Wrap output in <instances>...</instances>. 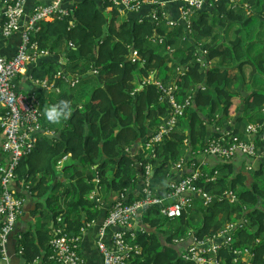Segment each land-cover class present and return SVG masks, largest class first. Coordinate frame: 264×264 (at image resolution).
Masks as SVG:
<instances>
[{"label": "trees", "instance_id": "trees-1", "mask_svg": "<svg viewBox=\"0 0 264 264\" xmlns=\"http://www.w3.org/2000/svg\"><path fill=\"white\" fill-rule=\"evenodd\" d=\"M66 3V16L38 23L31 35L48 56L26 73L58 91L47 98L39 91L38 109L42 128L59 138L39 135L34 151L14 172L16 195L37 201L30 215L40 220L36 226L24 221L26 229L11 238L24 264L36 258L47 262L56 227L71 238L100 216L107 217V206L90 199L94 190L110 205L121 192H126V204L140 199L146 179L151 188L166 190L168 182L178 179L174 168L182 159L191 163L223 133L245 139L246 127L263 121L264 0H239L233 7L221 0L211 4L212 10L194 14L189 29L168 26L161 10L156 22L149 17L139 22L133 16L122 22L118 10L101 0H76L70 7ZM235 25L239 28L234 41L223 43L224 34ZM59 56L65 66L58 64ZM208 62L212 65L203 67ZM61 70L65 78L57 76ZM150 77L153 81L147 83ZM153 82L165 89L175 85L176 102L188 100L189 105L151 152L144 142L173 115ZM61 100L70 102L71 115L50 122L46 110ZM260 131L264 134V126ZM66 156L68 166L60 172L56 164ZM209 158L219 163L211 166ZM206 161L207 179L215 178L208 182L202 177L197 186L212 198L211 204L193 197L192 208L174 220L163 217L157 206L144 209L140 227L125 234L139 249L129 264H193L179 257L173 240L187 239L190 232L205 238L238 222L242 226L234 234L232 249L246 248L252 253L250 264H264V182L249 174H263L264 162L249 169L248 162L245 170L235 172L231 160L209 156ZM229 192L235 201L230 202ZM24 213L23 206L17 221ZM222 255L224 264H233L229 248Z\"/></svg>", "mask_w": 264, "mask_h": 264}, {"label": "built area", "instance_id": "built-area-1", "mask_svg": "<svg viewBox=\"0 0 264 264\" xmlns=\"http://www.w3.org/2000/svg\"><path fill=\"white\" fill-rule=\"evenodd\" d=\"M65 1L69 0H51L48 4H37L27 10L26 0H0V37L7 39L15 33L20 34V44L16 54L11 58L0 57V155L3 161V165L0 166V261L2 262H8L7 246L9 239L14 232L18 217L23 213L25 203V199L18 197L16 190L12 187L15 178L14 172L22 158L34 151L39 135L44 134L40 124L39 102L33 93L28 96L16 92L14 83L18 77L27 75L26 72L29 67L37 66L41 58L48 56L46 51L41 50L38 44L32 41L31 35L33 31H36L38 23L52 21L54 15L66 16L67 11L62 7ZM103 1L125 13L137 12L144 4L151 7L156 6L151 10L149 20L156 22L157 10H161V15L167 20L168 26L173 28L178 24L168 19L163 10L164 7H162L164 3L160 0ZM171 1L179 4L183 26L189 29L192 16L195 13L201 12L207 5L221 0ZM237 1L229 0V3L232 6H238ZM142 21L139 19V22ZM205 53L204 51L203 55ZM208 65L209 63L207 65L204 63L203 67L206 68ZM57 76L66 77L63 72H58ZM28 80L34 88L49 90L52 87V84L47 81H39L31 76L28 77ZM152 81L153 79L150 77L147 83H152ZM68 82L71 86L76 84L72 78H69ZM153 84L163 93L161 99L167 100L173 110V115L166 126L159 127V130L152 133L144 142L145 148L151 152L152 148L169 134L175 126L177 118L183 115L189 105L188 100L181 104L176 102L177 88L175 85L165 89L160 83L153 82ZM262 114V123L250 124L246 127V139L231 137L228 133H223L211 141L200 153V156L191 163L187 164L182 159L175 167L182 171L187 166L189 173L169 182L164 195H153L148 188V183L143 190V197L130 204H126L124 202L125 195L120 194L110 207L109 213L97 234L96 246L102 257V264H129L133 254L138 253L137 247L131 244L125 234L127 230L132 229L134 221L141 219V213L144 209L157 206L164 217L173 220L179 218L183 212L191 207L194 195L201 197L205 206L211 204L212 198L197 186L200 178L204 177L207 180L203 168L207 165L206 160L209 156H216L224 161H230L237 156L264 160V134H260V130L264 126V108ZM66 158L63 157L57 162L58 169L66 161ZM182 166L183 168L180 169ZM214 178V176L208 178L207 181H213ZM96 194L97 192H93L90 199L99 203ZM228 197L230 202L235 201L231 192L228 193ZM167 200H172L173 203L165 206L164 202ZM241 226L242 223L240 222L227 223L217 233L205 238L189 235L188 242L175 240L174 243L180 247L179 257L183 261L193 264H224L225 257L222 254L225 248H229V252L231 251L233 256V264H250L252 253L248 249H232V244L235 242L234 234ZM85 227L81 228L79 235L71 238L64 234L61 228L56 227L49 244L50 255L47 262L43 263L40 258H36L26 264H83L84 261L79 255V241ZM112 227H119L126 231L114 232L111 231ZM107 232H111L110 244L106 243ZM19 254L21 251L17 253V255Z\"/></svg>", "mask_w": 264, "mask_h": 264}, {"label": "crops", "instance_id": "crops-1", "mask_svg": "<svg viewBox=\"0 0 264 264\" xmlns=\"http://www.w3.org/2000/svg\"><path fill=\"white\" fill-rule=\"evenodd\" d=\"M39 1H43V2H50L51 0H26V9L28 10L29 8H31L33 5L36 4H42V3H38ZM76 0H72L69 2L67 1V3L64 5L65 7H70L71 2H74ZM164 4L162 5V7H164V10L167 14L168 19L177 22L178 24H183L181 18H180V13H179V6L178 4H176L175 2H172L171 0H161ZM239 1V0H238ZM237 1V3H238ZM239 4V3H238ZM207 8H211L210 5H207ZM151 6L148 4H144L143 6H141V8L134 13H124V12H120V19L122 20V22L124 20H127L129 17L133 16L135 18H148L149 15L151 14ZM212 10V9H209ZM263 18H264V13H262ZM109 17V15H106ZM238 26H232L231 28H229V31L226 32L224 34V39H223V35H222V42H232L235 39V31L238 29ZM218 41H220V39H218ZM221 42V41H220ZM224 43V42H223ZM20 44V34L19 33H15L13 34L11 37L5 39L3 37H0V57L2 58H11L13 57L19 47ZM65 59L63 58V56H59L58 57V64L60 66H65ZM245 74L248 75V72L246 73V69L244 70ZM61 72H63L61 70ZM28 75L24 76V77H18L15 80V90L18 93H22L24 95H28L30 96L32 93L34 94V96L37 98L38 102L39 101V91H43L44 93V97L47 98L48 96H50V94H52L53 92L58 93V91L53 88L50 87L49 90H43L40 88H34L32 86V84L29 82L28 80ZM237 100L234 99V103H236ZM239 105V104H238ZM237 105V106H238ZM41 113V112H40ZM46 120V119H45ZM233 124V123H230ZM42 125V124H41ZM230 126V125H229ZM47 132H49V134H53L55 135L54 132H50L48 130H46ZM58 135V134H57ZM68 162V158L66 159V161L61 165L60 169L67 165ZM217 163H219V161L214 160L213 158H209L208 159V164L213 166L216 165ZM233 166V169L235 170V172H239L240 170H245V165L248 163L247 158H244L242 156H237L236 158L232 159L230 162ZM243 165V166H242ZM258 167V165H256V162H254L252 164V167ZM63 168L61 170H63ZM183 166L180 168L182 169ZM244 168V169H243ZM259 168H257L258 170ZM60 170V172H61ZM189 173L186 169H182V171L180 173H178V176L181 174H186ZM151 185V183H150ZM13 187V186H12ZM159 187V188H158ZM15 190L16 187L14 185ZM142 188H143V184H142ZM141 188V189H142ZM156 190L158 191L159 195H164L165 194V190L163 189V187L161 186H155ZM138 192V191H136ZM139 194V193H137ZM114 199V197L112 198ZM102 204L104 206H106L107 204H109V202H105L104 199L101 198ZM37 203L36 200L30 199L27 197L26 201H25V205H24V216L23 218H20L17 223H16V229L14 234L12 235L14 238H16V234L22 232L23 230L26 229V224L24 223V221L29 220L32 221V225H38L40 223V220L37 217L31 216L30 213L33 211L35 204ZM105 216H100L99 220L97 222L94 223H90L85 227V231L81 234L80 236V247H79V255H81L84 263L83 264H102V257L98 251V248L96 246V240L98 238L97 234L100 230V227L104 221ZM140 223L137 221L133 224V227L135 225H137V228L140 227L139 225ZM111 232H107L106 234V243L110 244L109 240H110V236ZM13 238V240H14ZM7 256H8V262H2L0 261V264H18L14 259L17 255L16 252V248H12V242H10L9 246H7Z\"/></svg>", "mask_w": 264, "mask_h": 264}, {"label": "clouds", "instance_id": "clouds-1", "mask_svg": "<svg viewBox=\"0 0 264 264\" xmlns=\"http://www.w3.org/2000/svg\"><path fill=\"white\" fill-rule=\"evenodd\" d=\"M70 1H72V0H70ZM102 2H105V1H103V0H101ZM161 1V0H160ZM107 3V2H106ZM109 4V3H108ZM211 4H215V3H211ZM210 4V6L212 7V5ZM230 4V3H229ZM63 5V4H62ZM231 5V4H230ZM232 6V5H231ZM244 6H246V5H244ZM233 7V6H232ZM115 8V7H114ZM207 8V6L205 7V9ZM116 10H118L117 8H115ZM152 9V8H151ZM204 9V10H205ZM163 10H164V8H163ZM165 11V10H164ZM118 12H119V14H120V10H118ZM125 13V12H124ZM128 13V12H127ZM196 14V13H195ZM193 17V16H192ZM209 63V65L208 66H211V62H208ZM208 66L206 67V68H208ZM70 78H72V77H70ZM73 80V79H72ZM73 81H75V80H73ZM45 115H46V118L50 121V122H57V121H59L60 119H67L70 115H71V105H70V102L69 101H65V100H61V101H59L57 104H54V105H51L47 110H46V113H45ZM41 119V118H40ZM41 124V123H40ZM252 124H254V123H252ZM42 127V126H41ZM229 127V126H228ZM227 127V128H228ZM227 128H226V131L227 132H229L231 129H232V127L230 128V130H227ZM43 129V128H42ZM43 132H44V135L45 134H49V132H47L46 130H44L43 129ZM229 134V133H228ZM234 137V136H233ZM238 138V137H237ZM240 139V138H239ZM245 139H246V137H245ZM146 149V148H145ZM147 150V149H146ZM150 151V150H149ZM67 158H68V156H66ZM66 158V159H67ZM245 158V157H244ZM247 160H248V162H249V164L250 165H248L247 167H248V169L250 168V167H252V164L254 163V162H256V163H258L259 161H263L264 162V160H262V159H257V160H253L252 158H247ZM56 168H57V164H56ZM176 171H178L179 173L181 172V171H179V170H177L176 169V167L174 168ZM184 169H186V170H188V168H187V166H185V168ZM57 170H60V169H58L57 168ZM149 171V172H148ZM148 172V173H147ZM150 173V168L149 167H147V171H146V175H148ZM187 174V173H186ZM151 175V174H150ZM181 176V174L178 176V178ZM208 180V179H207ZM171 182V181H170ZM208 182H212V181H208ZM97 183V182H96ZM148 183V188L150 189V191L152 192V194L153 195H156V196H162V195H157L156 193H157V190H156V188H151L150 187V181L149 180H145V182H144V187L142 188V190H141V195H140V199L143 197V190H144V188L146 187V184ZM169 183V182H168ZM93 192H97V194H96V198H98L99 199V203H97L95 200H93L95 203H97V204H99L100 206H103V204H102V201H101V198H100V196H99V192L97 191V190H94ZM165 193H166V190H165ZM120 194H124L125 195V199H124V202L126 203V192H121V193H119L118 195H116V197H114V199H113V204H114V202H115V199L116 198H118V196L120 195ZM193 197H197L196 195H194ZM192 197V198H193ZM137 200H139V199H137ZM168 201V200H167ZM166 202V201H165ZM165 202H164V205H165ZM192 202H193V200H192ZM173 203V202H172ZM171 203V204H172ZM113 204H107L106 206H107V209H108V213H109V210H110V207L113 205ZM171 204H169V205H171ZM192 204V203H191ZM165 206H168V205H165ZM159 208V207H158ZM190 208H192V205H191V207ZM189 208V209H190ZM160 209V208H159ZM189 209H187V210H189ZM186 210V211H187ZM185 211V212H186ZM184 213V212H183ZM183 213H182V215H183ZM160 214H161V212H160ZM162 215V214H161ZM181 215V216H182ZM163 216V215H162ZM180 216V217H181ZM164 217V216H163ZM179 217V218H180ZM166 218V217H165ZM106 219V218H105ZM104 219V220H105ZM168 219V218H167ZM175 219H177V218H175ZM140 220V219H139ZM139 220H138V222H139ZM169 220H171V219H169ZM174 220V219H173ZM137 221H135V223H136ZM125 230V229H124ZM123 230V231H124ZM130 230H134L133 228L132 229H130ZM130 230H127L126 231V233L128 232V231H130ZM136 230V229H135ZM112 231V230H111ZM114 232H116V231H114ZM121 232V231H120ZM13 234V233H12ZM189 235H193V236H195L193 233H188V238L187 239H183V238H181V239H175V240H184V243L185 242H188V240H189V238H190V236ZM11 238H12V235H11V237H10V239H9V243H8V246H9V244H10V242H11ZM175 240H173V242H172V244L173 245H175V246H177L178 247V254H179V250H180V247L178 246V245H176L175 243H174V241ZM132 244V243H131ZM180 244V243H179ZM133 245V244H132ZM133 246H135V247H137L136 245H133ZM138 249V248H137ZM138 252H139V249H138ZM134 255V254H133Z\"/></svg>", "mask_w": 264, "mask_h": 264}, {"label": "water", "instance_id": "water-1", "mask_svg": "<svg viewBox=\"0 0 264 264\" xmlns=\"http://www.w3.org/2000/svg\"><path fill=\"white\" fill-rule=\"evenodd\" d=\"M156 37V35L154 34V38ZM231 127H233V124H230V126L227 128V130H230V128ZM45 136L48 138V139H58L59 138V136L57 135V134H55V135H53V134H45ZM256 165H258V163H256ZM186 196H188V195H186ZM172 203V200H168V201H166L165 202V205H169V204H171ZM134 230L135 229H137V225H135L134 226V228H133ZM111 230L112 231H116V232H120V231H123L124 229H122V228H119V227H112L111 228ZM124 231H126V230H124ZM12 248H14V247H12ZM18 264H24L25 263V259H23V258H19V257H15V259H14Z\"/></svg>", "mask_w": 264, "mask_h": 264}, {"label": "rangeland", "instance_id": "rangeland-1", "mask_svg": "<svg viewBox=\"0 0 264 264\" xmlns=\"http://www.w3.org/2000/svg\"><path fill=\"white\" fill-rule=\"evenodd\" d=\"M202 51V50H201ZM200 51V52H201ZM212 65V64H211ZM248 72V69L246 68V73ZM52 97H54L53 94H51ZM239 104V101L236 102V106ZM246 165H245V169H246ZM263 172H264V166H263ZM249 174L252 176L253 180L255 181H258L260 183H263L264 182V173L263 174H259V175H256L254 174L253 172H249Z\"/></svg>", "mask_w": 264, "mask_h": 264}]
</instances>
